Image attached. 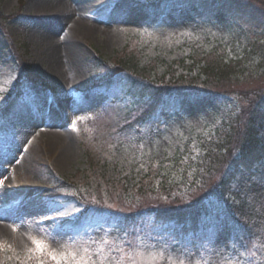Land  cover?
<instances>
[{
	"label": "rangeland",
	"instance_id": "1",
	"mask_svg": "<svg viewBox=\"0 0 264 264\" xmlns=\"http://www.w3.org/2000/svg\"><path fill=\"white\" fill-rule=\"evenodd\" d=\"M20 1H0V11L10 15L20 9ZM22 1V18L8 19L5 32L0 30V191L6 192L0 203L16 198L27 200L29 196L20 210L10 211L17 216L28 211V216L23 221L8 220L9 216L1 213L0 264H46L49 257L60 262L57 264H264V161L249 172L240 169L232 182L230 198L223 200L212 198V188L230 178L222 176L224 168H217L212 160L205 161L207 170L199 181L204 179L194 183L193 171L190 172L201 160L198 139L219 129L234 109L254 108L264 120V89L258 88H264V54L260 57V52H251L244 65L233 66L230 75L214 82L216 91L228 94L227 98L198 94L169 99L154 124L143 130L134 128L132 133L133 113L121 117L126 110L119 103H111L103 113L107 90L87 91L94 75L95 50L107 60H114L127 45L143 53V62L158 56L167 62L188 61L194 44L207 53L229 54V58L243 55L256 38L264 41V0H170L161 16L153 0H91V12L84 15L93 28L96 24L101 29L90 34L79 24L75 30L65 29L68 23L77 25L73 24V14L57 25L55 41L71 40L75 46L74 56L66 60L64 46L56 50L65 65L57 75H53L47 62L52 47L41 32L48 17H58L60 13L46 16L39 12V1ZM70 2L76 11L75 2ZM58 3L50 0L48 5ZM13 53L22 58L14 59ZM18 59L57 86L60 94L27 93L16 97ZM199 69L196 67L193 74H198ZM183 72L178 69L179 74ZM237 100H242L240 106ZM55 107L62 110L63 119H56L51 127L42 122L34 124L37 116ZM46 133L57 136L46 141ZM259 139L264 143V128ZM237 143L238 140L234 146ZM188 144L195 155L185 159L190 168L182 170L172 159ZM66 146L71 147L70 153H66ZM213 153L217 155L219 150L213 149ZM229 154L227 162L237 155L233 146ZM154 166L161 170L159 174L150 170ZM100 167H105L106 172ZM50 173L75 184L69 188L74 196L62 199L69 204L59 209L48 202L64 194L53 186L55 180H50ZM88 175L92 179H86ZM128 177L126 186L119 184ZM138 184L149 192L139 195ZM235 194L246 198L250 210L263 222L247 226L249 235L244 241L241 230L245 226L235 223L225 207V202H236ZM79 205L107 208L106 215L112 217L113 213L134 214L137 219L126 223L123 235L109 218L91 220L89 213L73 227L59 229L54 222L36 227L37 219L52 212L59 211L70 218L79 216L83 213ZM204 207L212 213L201 219V230L195 236L184 237L174 223H162L170 214L193 215ZM141 211L147 214L143 220ZM225 220L228 226L221 227ZM28 226L37 231H28Z\"/></svg>",
	"mask_w": 264,
	"mask_h": 264
},
{
	"label": "trees",
	"instance_id": "2",
	"mask_svg": "<svg viewBox=\"0 0 264 264\" xmlns=\"http://www.w3.org/2000/svg\"><path fill=\"white\" fill-rule=\"evenodd\" d=\"M255 9H253L252 11H254ZM260 52L261 55L263 57L264 54V46H260V48L257 50V53ZM209 57H207L206 59H208ZM195 60H200V54H198L195 57ZM101 61V60H100ZM213 61V60H212ZM211 63L209 62H205L204 66H203V71L205 73V75L207 76V81H206V85H208L210 82L214 83V82H220L221 80L219 78H222L223 76L226 75H230V72L233 70L232 68H234L233 66H238L240 64H243L245 61H241L238 63H235L233 65H229L227 63H225L223 60H215ZM224 63H223V62ZM120 63L123 66V69L128 70V72L131 74L132 78L135 77L136 79H131V83L136 84L138 82H144V87H150L149 83H151V76L155 75L156 72V67L153 65V60L148 61L145 64L141 63V56L139 54H129L125 57H123L120 60ZM201 63V62H200ZM231 64V63H230ZM263 65L264 68V59L263 62L261 63ZM29 70H31V68H29ZM32 71V70H31ZM241 72H246L245 70H241ZM31 74L32 73H28ZM35 77L38 79V77L35 75ZM151 79V80H150ZM149 82V83H148ZM154 83V82H153ZM194 84H196L197 82H193ZM138 95L143 94V97L145 95H147L148 93H143V92H139L140 90L142 91L143 89L138 88ZM242 114V113H241ZM238 115V117H236V122L229 125V130L227 131L228 133H226L224 136H222L217 142L215 143H209L206 145V142H204V146H203V152L205 153V155H203V157L200 160V163H197L199 165H194L193 168V179L194 181H192L193 183L197 180L199 181L200 176H202V173L205 172L207 170V166L204 165L203 163L205 161L210 162L211 160L214 162V164H216L215 166L221 167V169L224 168V166L227 163V155L230 153V148L231 146H233L234 148H238V150L240 151V158L238 160H235L234 162L232 161V164H238L240 163V165L245 166L246 168L248 167L249 169H251V167L255 164H258L261 160L264 159V145L261 143V141L259 139H257V126L262 125V119L261 117L259 118L257 113L254 112V110L250 111L247 110L245 111L242 115ZM242 117V118H241ZM243 120H245V123L241 125V123L243 122ZM240 125V127L237 129V125ZM246 126V127H243ZM238 134V136H237ZM238 138V139H237ZM238 140V143L236 146H234V142ZM219 146V153L217 155H214L213 153V149L217 146ZM230 155V154H229ZM180 157L176 158V162H179ZM211 165V164H209ZM92 166V163H91ZM238 166V165H237ZM189 167V166H188ZM103 172H106V168L105 167H100ZM190 168V167H189ZM152 172L155 170L153 168L150 169ZM212 170V167H211ZM156 174H158V172L155 170ZM86 179H92L90 178V176H85ZM129 179V178H127ZM125 180L123 182H119L120 185H122L123 187L126 186L124 185ZM222 189L226 188V183H224ZM139 188L140 190H138V194L142 195V194H146L149 192V190L143 186V184H139ZM127 189V188H126ZM165 189V188H164ZM221 189V190H222ZM220 190L219 187H217V185H215L213 187V192L215 195H218V193H221L222 191ZM240 213L242 214V216L246 217L247 219H249V213L247 211V208H242L239 209ZM161 211H159L158 214H160ZM186 215V216H185ZM191 214H189V212L184 213L183 215L179 214L177 215V213L175 214H170L169 216V220L173 219H186V217H190ZM193 216V215H191ZM127 219L134 217L133 215H127L126 216ZM243 218V217H242ZM252 218V216H251Z\"/></svg>",
	"mask_w": 264,
	"mask_h": 264
},
{
	"label": "bare ground",
	"instance_id": "3",
	"mask_svg": "<svg viewBox=\"0 0 264 264\" xmlns=\"http://www.w3.org/2000/svg\"><path fill=\"white\" fill-rule=\"evenodd\" d=\"M40 3V7H39V12L42 14H46L47 15H51V13L53 12H58L60 13V15L58 17H52L49 18V20L46 21V23H44V25L42 26V32L41 34H43L44 37H46V41L48 42L49 47H52V54L49 56L48 58V63H50V67H51V71L54 72L53 75H57V73L61 72V69H63L65 67V65H63V63L58 59L56 53V50L58 48H60L61 46H64V50H65V55H67V57H64L65 60L66 58H70L73 57V53L75 52V46L73 41L70 40V42L65 41L62 43L61 39L59 38V41H55L54 39V34L56 31V27L57 25H61L66 19H71V16L73 14V16L75 17L76 22H73V24L77 23L76 26L72 25L71 23H68V25L65 27V29H76L78 24L80 26V29L87 32L88 34L90 33H96V31L98 32L101 28L100 27H95L93 28L90 23H89V19L87 17H85V13H88L90 11V3L91 0H72L73 2H75V9L76 11L73 9L72 5L70 4V0H53V1H59L57 6H52L50 7L48 5V2H50V0H37ZM46 2V3H45ZM77 7V8H76ZM62 12V13H61ZM131 21V19L129 20V22ZM42 25V24H41ZM40 25V26H41ZM73 26V27H72ZM70 34H72V32L69 31ZM66 35H63L62 39L65 38ZM66 40V39H64ZM69 107V105H67ZM49 117V118H48ZM48 118V119H47ZM64 118V113L60 112V109L58 110V108L55 107V109H52L51 112L48 113V116L46 117V115H41V116H37L34 120L35 123L34 124H39L40 122L48 124L50 127L51 125H53V122L56 119H63ZM54 130L52 129L51 132H53ZM45 135H49L48 139L46 141H48L49 139H53L55 136L54 133H46ZM48 146L51 144H47ZM67 152L66 153H70L71 151V147L70 146H66ZM0 194H3V192H0ZM24 205V203H22L21 205H19L17 207V209H14L15 211H18L21 209V207ZM1 213L4 212H0V215H2ZM5 214H7L9 217L8 220H12L15 218H18L19 220L23 221L27 218L28 216V211L27 213L23 214V215H19L17 216L14 213H8L5 212ZM33 224V223H32ZM32 226V225H31ZM30 226L27 227V229H29L28 231L33 232L34 230L37 231V229H32L29 228ZM33 227V226H32Z\"/></svg>",
	"mask_w": 264,
	"mask_h": 264
},
{
	"label": "snow or ice",
	"instance_id": "4",
	"mask_svg": "<svg viewBox=\"0 0 264 264\" xmlns=\"http://www.w3.org/2000/svg\"><path fill=\"white\" fill-rule=\"evenodd\" d=\"M220 226H221V227H227V226H228V222H227V220L222 221V223H221ZM38 246H40V245L38 244Z\"/></svg>",
	"mask_w": 264,
	"mask_h": 264
}]
</instances>
